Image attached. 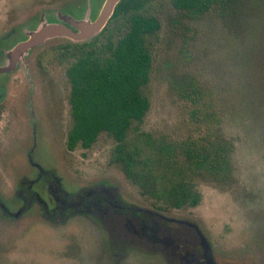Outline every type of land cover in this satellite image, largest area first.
I'll return each instance as SVG.
<instances>
[{
    "label": "rangeland",
    "instance_id": "rangeland-1",
    "mask_svg": "<svg viewBox=\"0 0 264 264\" xmlns=\"http://www.w3.org/2000/svg\"><path fill=\"white\" fill-rule=\"evenodd\" d=\"M73 1L81 0H0V67L11 63L13 49L33 31L67 25L68 17L94 20L105 2L96 0L86 11L84 0L83 13L70 14ZM152 9L161 28L151 38L152 69L142 89L151 105L136 125L154 139L186 138L196 124L180 90L195 82L210 93L216 126L234 144L231 173L198 176L202 201L178 208L144 194L111 161L116 141L106 132L91 148L70 150V62L52 52L76 40L49 37L0 72V264H207L197 255L198 234L190 224L215 264H264V0H238L230 13L215 8L200 17L179 11L172 0H154ZM25 178L51 209L57 182L63 195L106 187L171 222L155 227L157 247L132 243L126 256H114L104 219L114 208L105 212L101 199L100 219L72 210L71 216L48 218L45 204L23 190ZM165 236L169 244L158 248Z\"/></svg>",
    "mask_w": 264,
    "mask_h": 264
},
{
    "label": "trees",
    "instance_id": "trees-1",
    "mask_svg": "<svg viewBox=\"0 0 264 264\" xmlns=\"http://www.w3.org/2000/svg\"><path fill=\"white\" fill-rule=\"evenodd\" d=\"M237 1L172 3L179 11L200 17L215 8L222 14L230 13ZM153 2L121 0L106 26L90 40L54 48L55 57L70 62L66 73L71 83L73 123L67 145L70 150L78 144L91 148L106 132L116 141L111 161L119 164L144 194L178 208L196 206L202 193L195 187V179L228 176L234 144L216 126L219 114L210 104V93L191 80L180 90L196 124L186 138L154 139L136 125L143 122L151 105L142 89L152 69L151 38L161 28Z\"/></svg>",
    "mask_w": 264,
    "mask_h": 264
},
{
    "label": "flooded vegetation",
    "instance_id": "flooded-vegetation-1",
    "mask_svg": "<svg viewBox=\"0 0 264 264\" xmlns=\"http://www.w3.org/2000/svg\"><path fill=\"white\" fill-rule=\"evenodd\" d=\"M84 3V0H81L78 3L75 2L73 4H70V10H67V12L71 14L84 11ZM90 6L94 8L96 6V0H86V11L91 10L92 7ZM63 11L64 10H62V12ZM66 24L74 31H78V28L75 26L74 22H66ZM25 179L26 180L23 181L24 183L27 182V184H25V188H23V190H26L31 194L30 199L39 198L40 201L45 204V209H43V211L45 213V216L51 219L54 218V215L58 214L60 216L63 215V217L67 216L68 214L69 216H71L69 210L74 211V213L75 211L82 212L85 215L100 219L101 217L99 216V209L96 207L100 205L99 203L101 199H103L101 205H104L103 209L105 212L107 210H110L111 208H114L113 211L110 210V213H108V217L104 218L105 220H108V234L110 236V241H112L110 253H112V255L114 256H126L129 248L133 245L132 243H140L141 245L143 244L151 248L157 247L156 242L159 241L155 242V237L153 234L155 227H160L161 225L165 224V222H171L166 219L162 220L158 218L156 212L154 211L147 210L132 203L124 202L119 197L118 193L115 192V190L112 192H108V188L106 187H97L94 190H86L84 188L76 192L75 194H70L64 191L63 195L61 188H58L57 182V184L53 187V190L51 191L50 189V193L55 200V208L51 209L50 207H48L47 201L43 199L37 191H34L32 183L27 178ZM21 193L22 190L17 191V194ZM60 193L62 194V196L59 195ZM91 201L93 204H91ZM9 213L10 215H14L11 211H9ZM123 215H127L128 217L131 215L132 219L123 217ZM181 224H188V222H182ZM190 225L193 226L196 234H198V236H196L195 238V245L198 246L197 248L199 251V254L197 255H199V257L203 256L205 258L203 259L204 263L215 264L213 258L209 254V245H206L204 243L205 240L204 238L202 239L198 228L196 229L193 224ZM169 242V238L165 236L160 240L161 244L158 248L162 249V247H165V245L169 244Z\"/></svg>",
    "mask_w": 264,
    "mask_h": 264
},
{
    "label": "water",
    "instance_id": "water-1",
    "mask_svg": "<svg viewBox=\"0 0 264 264\" xmlns=\"http://www.w3.org/2000/svg\"><path fill=\"white\" fill-rule=\"evenodd\" d=\"M121 0H105L103 7L100 10L99 15L94 19H87L86 21H75L72 17H68V23L74 22L78 31H74L67 25L60 23L46 24L33 31L30 37L23 42H20L12 51L11 63L6 67H0V72L7 71L13 67V65L18 61L21 53L37 45L49 37L56 35H63L72 38L76 41H84L89 37L98 34L108 23L109 19L114 13L117 4Z\"/></svg>",
    "mask_w": 264,
    "mask_h": 264
}]
</instances>
